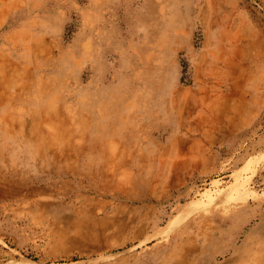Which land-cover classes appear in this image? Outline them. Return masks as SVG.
<instances>
[{
	"label": "rangeland",
	"instance_id": "374dc122",
	"mask_svg": "<svg viewBox=\"0 0 264 264\" xmlns=\"http://www.w3.org/2000/svg\"><path fill=\"white\" fill-rule=\"evenodd\" d=\"M262 228L264 0H0V264H264Z\"/></svg>",
	"mask_w": 264,
	"mask_h": 264
},
{
	"label": "bare ground",
	"instance_id": "6f19581e",
	"mask_svg": "<svg viewBox=\"0 0 264 264\" xmlns=\"http://www.w3.org/2000/svg\"><path fill=\"white\" fill-rule=\"evenodd\" d=\"M218 121H219V120L217 119L216 122L219 123ZM221 129H223V132H226V129H225V128H221ZM236 193H237V191H236ZM237 194H238V193H237ZM262 232L264 233V228H262ZM259 234H260V233H259ZM30 262H31V261H30ZM22 264H23V263H22ZM25 264H27V263H25ZM28 264H29V263H28Z\"/></svg>",
	"mask_w": 264,
	"mask_h": 264
}]
</instances>
